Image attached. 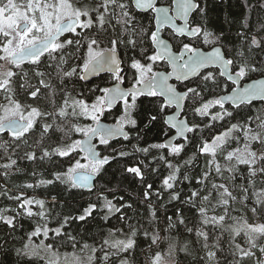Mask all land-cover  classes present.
Masks as SVG:
<instances>
[{"label": "snow or ice", "instance_id": "1", "mask_svg": "<svg viewBox=\"0 0 264 264\" xmlns=\"http://www.w3.org/2000/svg\"><path fill=\"white\" fill-rule=\"evenodd\" d=\"M237 3L0 0V264H264V0Z\"/></svg>", "mask_w": 264, "mask_h": 264}, {"label": "trees", "instance_id": "2", "mask_svg": "<svg viewBox=\"0 0 264 264\" xmlns=\"http://www.w3.org/2000/svg\"><path fill=\"white\" fill-rule=\"evenodd\" d=\"M231 11L234 14H239L241 12V8H240L239 4L237 3V0H232V8H231ZM218 14L222 16V13H219L218 12ZM98 82H101V79L100 78L97 80V83ZM113 223H115V221H113Z\"/></svg>", "mask_w": 264, "mask_h": 264}, {"label": "flooded vegetation", "instance_id": "3", "mask_svg": "<svg viewBox=\"0 0 264 264\" xmlns=\"http://www.w3.org/2000/svg\"><path fill=\"white\" fill-rule=\"evenodd\" d=\"M101 75L104 76V74H101ZM98 79H99V78H96L95 82H97Z\"/></svg>", "mask_w": 264, "mask_h": 264}]
</instances>
